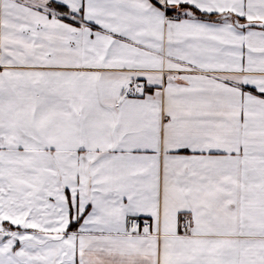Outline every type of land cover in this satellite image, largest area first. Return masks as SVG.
Masks as SVG:
<instances>
[{
	"label": "snow or ice",
	"instance_id": "6c2138e0",
	"mask_svg": "<svg viewBox=\"0 0 264 264\" xmlns=\"http://www.w3.org/2000/svg\"><path fill=\"white\" fill-rule=\"evenodd\" d=\"M0 264H264V0H0Z\"/></svg>",
	"mask_w": 264,
	"mask_h": 264
}]
</instances>
